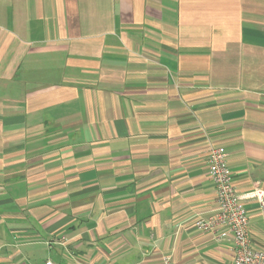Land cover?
<instances>
[{
    "label": "crops",
    "instance_id": "crops-1",
    "mask_svg": "<svg viewBox=\"0 0 264 264\" xmlns=\"http://www.w3.org/2000/svg\"><path fill=\"white\" fill-rule=\"evenodd\" d=\"M213 148L264 250V0H0V264H232Z\"/></svg>",
    "mask_w": 264,
    "mask_h": 264
},
{
    "label": "built area",
    "instance_id": "built-area-1",
    "mask_svg": "<svg viewBox=\"0 0 264 264\" xmlns=\"http://www.w3.org/2000/svg\"><path fill=\"white\" fill-rule=\"evenodd\" d=\"M226 157L221 148H213L209 153L208 176L215 189L217 208L207 217L197 218L194 226L199 232L211 235L217 242L230 236L234 244L232 264H264V250H256L252 246L243 197L238 196L234 189ZM248 199L256 201L264 225V191L258 189ZM161 264L174 263L165 258Z\"/></svg>",
    "mask_w": 264,
    "mask_h": 264
}]
</instances>
